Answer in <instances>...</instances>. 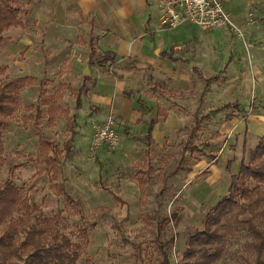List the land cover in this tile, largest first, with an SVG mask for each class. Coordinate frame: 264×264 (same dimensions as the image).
I'll return each instance as SVG.
<instances>
[{
    "label": "rangeland",
    "instance_id": "obj_1",
    "mask_svg": "<svg viewBox=\"0 0 264 264\" xmlns=\"http://www.w3.org/2000/svg\"><path fill=\"white\" fill-rule=\"evenodd\" d=\"M21 1L29 7L32 0ZM226 7L243 36L238 37L226 29L223 31L228 34H223L222 30L218 33L220 29H204L214 35L208 38L209 45L205 43V49L201 47L202 51L196 53L203 66L193 72L194 88L182 92L168 80H152L149 84L148 96L154 95V85L163 98H167L161 99L159 108L167 112L165 106H170L183 118L177 132L165 139L161 135V143L149 144L147 127L142 131L141 126H131L112 105L100 109L88 102L95 79L91 77L92 72L90 78L85 79L84 71L88 67L99 73V68L90 66L89 60L74 66L71 60L75 53L72 51L67 52L69 57L67 54L56 57L54 62L63 58L62 65L47 64L44 69L34 71L26 77L25 86L6 87L8 94L14 93L16 110L7 118L2 130L0 183L14 182L22 198L36 207L23 209L6 219L0 218V239L5 238L4 229L8 224L14 226L8 231L19 251L11 255L12 260L24 263L27 257L22 245L26 231L47 226L46 245L52 243L55 233L81 245L74 248L80 253L77 264H159L153 232L160 220L184 208L178 221L171 223L163 235L165 239H175L171 261L177 263L189 236L203 228L205 215L195 212V202L205 198L201 195L209 186L208 169L221 151L218 146H207L218 134V110L227 106L237 111L235 105L238 104L230 99L238 93L239 72L234 68L240 69V66L233 62L242 63L235 58L240 46L242 52H247V65L257 59L255 63L264 73V0H226ZM21 17L29 30L36 28L31 18H27L30 17L28 13ZM200 31L203 28H192L194 34ZM227 35L241 40L235 45L238 48L230 63L226 60L230 48ZM80 43L87 46L84 38ZM213 47L217 48L219 56L211 58L206 51ZM88 50L90 56V47ZM100 53L98 50L96 58ZM3 66L0 64V70ZM107 66L110 72L123 67L109 62L103 69ZM21 72H12L13 76L7 72L0 74V79L22 77ZM169 88L174 93L162 92ZM79 95L83 100L86 97L89 108L83 110L77 105ZM136 98L141 105L139 111L149 120L155 114V105L149 102V106L142 96L136 95ZM263 101L264 96L248 103L246 113L263 110ZM109 119L114 120L117 143L104 144L95 150L91 141L97 129ZM194 145L206 155L186 151V147ZM54 147L56 152L52 150ZM48 158H56V161L49 163ZM201 161L204 164H200ZM55 183L64 186L73 201L59 194ZM247 240L244 232L230 236L226 240L225 257L218 264H245L247 258H251ZM0 264L8 263L0 258Z\"/></svg>",
    "mask_w": 264,
    "mask_h": 264
},
{
    "label": "crops",
    "instance_id": "obj_2",
    "mask_svg": "<svg viewBox=\"0 0 264 264\" xmlns=\"http://www.w3.org/2000/svg\"><path fill=\"white\" fill-rule=\"evenodd\" d=\"M26 13L36 28L29 30L25 20L24 28L13 27L4 33L12 40L0 42V64L6 67L7 73L13 76L15 74L12 72L22 71L21 76L26 78L34 71L44 69L47 64L62 65L63 58H58L56 62L54 60L70 51L75 53L71 60L74 66L85 60L88 62L91 39L98 36L97 49L101 53L114 52V63L123 67L110 72L108 66L105 69L95 66L99 68V73L91 68L89 75L92 72L91 77L95 82L91 84L88 102L100 109L112 105L113 110L128 120L131 126H141L139 128L142 131L147 127V134L151 120L157 119L152 130L153 143H161L162 134L165 139V136L181 128L183 118L170 106H165L167 118L158 116L159 102L167 98H163L161 91L156 90L154 85L153 92L156 94L148 96L149 84L152 80H168L182 92L194 88L193 72L203 66L200 55L196 53L202 51L201 47L205 49V43L209 45L208 38L214 35L213 32L203 29L199 34H194L192 28L196 25L190 23H183L176 28L163 26L162 0H32ZM221 30H217L218 33ZM82 38L87 46L80 43ZM226 38L230 44L226 60L230 63L234 50L238 48L235 45L240 44L241 40L230 35ZM250 51L254 53V49ZM206 53L211 58L219 56L216 47L208 48ZM246 53L242 52L240 46L235 58L242 63L232 61L234 65L240 66V69L234 68L235 72H239L238 93L230 99L238 104L235 105L237 111L233 112L225 106L218 112L216 130L219 137L212 140L210 146H218L221 151L208 169L209 186L201 195L205 198L195 202V212L205 216L227 194L232 178L264 135V109L246 113L248 103L257 102L264 96V73L255 63L257 59L254 62L251 60L250 66L247 65ZM170 88L162 92H169L166 95L174 93ZM136 95L142 96L149 106V102L155 105V114L149 120L139 111L141 105ZM159 96L162 98L159 99ZM81 107L83 110L89 108L86 97L81 99ZM200 164H204V161Z\"/></svg>",
    "mask_w": 264,
    "mask_h": 264
},
{
    "label": "trees",
    "instance_id": "obj_3",
    "mask_svg": "<svg viewBox=\"0 0 264 264\" xmlns=\"http://www.w3.org/2000/svg\"><path fill=\"white\" fill-rule=\"evenodd\" d=\"M26 12L27 5L21 0H0V42L12 40L11 37L4 35L11 28L25 27L21 15ZM97 40L98 36H93L91 39L89 64L104 67L106 63H114L116 54L112 51L100 53L96 58ZM174 60L178 59L174 58ZM5 72L6 67H3L0 74H5ZM84 78L88 79L90 75H85ZM27 80L28 78L23 77L0 79V151L5 122L16 110L14 93L8 94L6 87H23ZM84 90L85 88L81 92ZM79 98H77V105L81 106V98ZM224 108L226 107H222L218 112ZM158 116L167 118V113L159 108ZM67 117L71 120L73 118L69 116V113ZM156 123L157 119H152L150 122L147 134L149 143H153L152 130ZM218 137V134L215 135L213 140ZM73 138L74 134L71 141ZM52 150L57 151L55 147ZM186 151L206 155L197 145L186 147ZM55 159L48 158V161L54 163ZM54 187L59 188V194L73 201L64 186L55 183ZM116 199L124 203L119 197ZM23 209L33 210L36 207L30 205L27 199L22 198L14 182L0 183V218L6 219ZM181 211L182 208H178L172 215L164 217L159 221L156 231L153 232L159 264H174L171 261V255L176 241L174 238L165 239L163 235L171 223L178 221ZM10 228L14 226L8 224L4 229L5 238L0 239V258L8 264H77L80 258V253L74 248H80L81 245L73 243L65 235L55 233L52 243L46 245L44 238L47 226H41L26 231V240L22 243L27 255L24 263L12 260L11 255H17L19 247L13 236L9 234ZM237 232H244L248 238L246 245L251 258H247L245 264H264V135L260 137L257 147L251 151L247 160L243 161L239 172L232 178L227 194L205 216L203 228L189 236L176 264L221 263L227 251L226 240ZM222 264L228 263L223 262Z\"/></svg>",
    "mask_w": 264,
    "mask_h": 264
},
{
    "label": "built area",
    "instance_id": "obj_4",
    "mask_svg": "<svg viewBox=\"0 0 264 264\" xmlns=\"http://www.w3.org/2000/svg\"><path fill=\"white\" fill-rule=\"evenodd\" d=\"M161 24L168 28H176L183 23H190L206 30L226 29L235 32L238 37L243 31L227 10L226 0H164L162 1ZM114 120L97 129L93 139V149L104 144L114 145L118 136L114 129Z\"/></svg>",
    "mask_w": 264,
    "mask_h": 264
},
{
    "label": "water",
    "instance_id": "obj_5",
    "mask_svg": "<svg viewBox=\"0 0 264 264\" xmlns=\"http://www.w3.org/2000/svg\"><path fill=\"white\" fill-rule=\"evenodd\" d=\"M157 52H159V51H157ZM192 65H193V63H192ZM89 74H90V68L87 67L86 70L84 71V75H89Z\"/></svg>",
    "mask_w": 264,
    "mask_h": 264
}]
</instances>
